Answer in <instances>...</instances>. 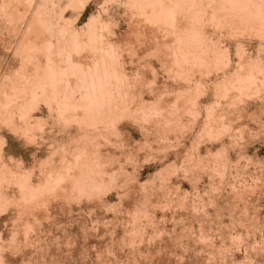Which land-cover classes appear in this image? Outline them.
<instances>
[{"label": "bare ground", "instance_id": "1", "mask_svg": "<svg viewBox=\"0 0 264 264\" xmlns=\"http://www.w3.org/2000/svg\"><path fill=\"white\" fill-rule=\"evenodd\" d=\"M0 43V216L14 213L0 229V264H15L11 255L61 264V246L67 264H82L89 251L97 264H128L145 243L170 236L156 223L144 239L145 221L153 208L174 205L198 217L199 235L191 234L209 252L205 264H264V234L248 239L264 230L250 213L263 205L264 159L248 153L252 126L264 129V0H0ZM50 120L59 136L46 132ZM9 139L38 150L18 158ZM141 156L158 158L146 182ZM178 175L192 182L189 203L191 191L168 183ZM74 203H101L118 225L60 223ZM225 210L231 223L216 244V229L204 223H220ZM119 228L120 243L133 250L127 260L106 239ZM86 237L96 240L90 250L79 242ZM192 258L186 264H200Z\"/></svg>", "mask_w": 264, "mask_h": 264}, {"label": "rangeland", "instance_id": "2", "mask_svg": "<svg viewBox=\"0 0 264 264\" xmlns=\"http://www.w3.org/2000/svg\"><path fill=\"white\" fill-rule=\"evenodd\" d=\"M95 11H96V6L92 5V7L90 8V11H88V13H87L88 15L86 17H84V20H86L88 18V16L90 15L89 13H92V12H95ZM2 45H3V43H0V54L3 53L2 52ZM7 61H8V63H10V62L12 63V53L11 52L8 54ZM252 127L255 130L254 132H256V135H253V136H256L257 138L255 137L256 139L253 141V143L251 142L249 144L248 153H250L251 155L255 156V158L259 157L261 159H264V140L260 138L262 133L264 134V129L262 131H260L258 129L257 125H253ZM45 128H46V132L50 133V135H52L53 137L60 135L58 127L51 120L49 122H47V125H46ZM39 137L40 136H38V138ZM36 142L39 145L42 146V143H41L40 139H38ZM38 144H37L36 147L39 148ZM21 145H22L21 143H17L15 140L9 139V148L11 150V153L13 155H15L16 157H18V158L19 157L25 158L26 161L29 160V156H30L29 152H31V150H34V149L38 150L37 148H34V147L25 148V146H23V145L21 146ZM202 146L203 147H201V151L204 152V147L205 146H204V144H202ZM39 152H40L41 156H46L47 153L49 152L48 147L46 145L42 146V148H41V150ZM142 157L143 156L139 157V159L141 160L140 163H139V169H141V171H142V173H141L142 182H146L147 178H149V177L154 175L155 169H156L155 166L157 164L156 160H158V158H157V156H153L148 162L143 163L144 160H143ZM28 164H30V161H29V163L27 162V165ZM126 166L128 168H130L128 165H126ZM170 180H168L169 184L171 183L172 186H176V187L180 186L183 192L186 191V193H187V191H191V186L190 185L192 184V182H191L190 178H186L183 175H178V176L171 177ZM198 184H199L198 187L204 188V186L207 185V180L205 179V177ZM134 186H135V184L132 182V183H130L128 185V189L132 190ZM151 188L148 187V190H147V191H150V193L153 191ZM192 192L193 191H191L190 194H189L190 197L187 198V203L193 201V197H195V195H193L194 193H192ZM175 193H176V191H175ZM259 194L260 193L254 194L253 197H251V198L253 200H255L257 197H259ZM175 196H176V194H175ZM222 196H220V197H222ZM152 197L153 198H151V199H153V202L163 200L162 197H156L155 195H153ZM176 197L174 198V200L176 199ZM220 197H218V198H220ZM204 198H205V200L207 199L206 196H204ZM107 199H109L110 201H113V202L116 201V198L114 196H107L105 200L107 201ZM262 201H263L262 202L263 205H262L261 209H259L258 213H256L255 211H250V213L252 212L251 216H253V214H254L258 218V221H259L260 224H264V199ZM100 202H101V200H100ZM159 205H161V204H159ZM68 207H73L74 213L72 214L71 217L68 214L62 215V217L59 219V222L65 224V225L70 226L71 219H74V221H77L76 223L78 225L81 224V225H85V226H89L91 224V221L95 220V219H98L101 222L111 219L113 221H112V224L110 225V230L112 228H114L115 225H118L117 222H114L115 221L114 218L116 217V215L114 217V213L113 212H106L103 209V207L101 206V203L99 205L94 204L93 206H90V208H85L83 206L84 208L81 209V210L79 209V204L78 203L69 204ZM160 207H159V209H155L156 207L152 209L151 212H153V213H151V215L153 217H150L148 219V220H150V222L149 221H145V230L146 231L144 232V239H148L151 236V234L154 231L152 226H156V223H157V230L159 229V231H161V230L165 229L166 231L169 232L170 236L167 237L166 235H162L159 238L160 240L158 241L160 243L157 242V244L147 245V243H145L142 246V249H141V252H143V253H141L139 255H135L134 259L132 261H130L128 264H186L187 263L186 260H188L189 256H191V258L193 256L192 259L199 258L200 264H202V263L205 264L206 263L205 258H207L206 256H208L209 252L206 251V250H202V247H203V245H202L203 243L202 242H199V240L198 241L194 240L195 241L194 242L193 238H192V236H194V235H196V237L199 235V224L200 223H199V221L197 219L198 217L196 216V214L193 213V211L189 208L188 205H186L184 208L175 207V205L172 206V207L170 206L171 208L170 207L166 208V207H162V206H160ZM165 209H166V211L163 212V210H165ZM207 211H208V215L210 217L214 218L216 216V210H214V208L207 207ZM225 211L226 212L223 211V216L220 218V220H222V221H220V223L217 222V221H212V222L205 221L206 224L204 223V226L207 229H212V227H213L214 230L216 229L217 233L215 231L212 232V233L214 235L215 234H217V235L216 236H212L214 239L211 238L213 241H216L215 242L216 244H219L220 242H222V239L220 240V237H219L220 235H218V234L220 232L224 231V229L227 226H229V224L231 223L230 219H229V212L227 210H225ZM82 212H84V213H82ZM154 212L157 215L156 216L157 217V221H156V219H154ZM224 213H226V214H224ZM13 216H14L13 209H10L8 212H6L5 215L0 216V229L1 230H4L7 226L11 225V218ZM118 216L121 217V214H119ZM171 216H174L175 218L172 220ZM176 216H178V217H176ZM123 221L124 222H121V221H119V222L125 223V224H131V223H129L127 218L124 219ZM149 223H151V226L149 225ZM214 223L215 224L219 223V224L215 225ZM221 223H222L223 226L221 225ZM4 224H6L7 226L4 225ZM210 225H212V227H210ZM173 230H175L176 232L173 231ZM122 231H123L122 228H119L117 230L118 233L116 232V234H106L107 235L106 239H109V238L113 237L114 238L113 243H114V247H115V254L117 255V257H120L122 259H126V258H128V257L133 255V250L130 249L131 246L129 244L122 245L120 243L119 239L121 238L120 233ZM240 231H241V227H239V226H235V228L232 230V232H234V233H238ZM191 233H194V235H192ZM261 233L264 234V230L263 229H262V231H260V233L255 232L254 234H256V235L253 234V237L251 236L250 238H248L249 241H254L255 239L256 240H261L263 238ZM91 235H94V233H91L89 236H91ZM87 236H88V234H87ZM49 237H51V236H49ZM254 237H255V239H254ZM91 238L88 237L86 241L83 240V241H79V242H81L82 244L85 243V245L88 247V250H90L91 248L89 246L90 245L89 243L96 242V240H94L93 237H91ZM127 238L128 237H126V239ZM83 239H85V237H83ZM187 239H188V241H187ZM189 239H191L192 242L189 241ZM108 242H109V244H111L112 240L109 239ZM118 242H119V244L121 246H123V248H124L123 250L124 251L123 250L121 251V247L118 246ZM226 242H227V240H226ZM166 243H168V244H166ZM182 243H183V245H182ZM184 244H185V246H188V251H187L188 253L184 252L185 250H183L184 249ZM164 245H166L165 246L166 248H164ZM159 246H162L164 248V251L162 249L160 250V252L156 251L157 250L156 248L159 247ZM61 247H63L61 252H62V254L64 256L63 255L60 256L62 258L59 259V262L61 264L62 263L63 264H67L68 261L66 260V256H65L66 247L65 246H61ZM75 247H77V246H75ZM150 248H151V250H149ZM53 250H54V248H52L50 250V252H53ZM92 252L93 251L91 250V253ZM28 254H31V252L28 253ZM89 254H90V251H89V253L88 252L85 253L84 260H83L84 262L82 261L81 263L82 264H97V261L95 262V260H93L94 258H91L93 256H91ZM233 254L235 255L234 256L235 258H240L243 255V252L238 253L237 250L235 249V250H233ZM182 255H184L185 257L182 256ZM11 256H9V261L10 262H13L15 264H23V259L21 257H14V256L11 257ZM50 257H51V255H47V258H46L47 259V264H51ZM178 257L180 259H181V257L182 258L184 257V259H182V260H184L185 263H181V261H180V259ZM135 259H137V260H135ZM106 260H107V258H104V257L102 258V261L107 262ZM259 261L262 262V257H259Z\"/></svg>", "mask_w": 264, "mask_h": 264}]
</instances>
